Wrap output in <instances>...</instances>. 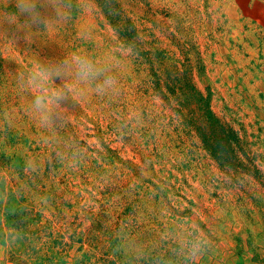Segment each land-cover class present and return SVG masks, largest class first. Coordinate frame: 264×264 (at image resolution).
<instances>
[{
	"label": "rangeland",
	"instance_id": "rangeland-1",
	"mask_svg": "<svg viewBox=\"0 0 264 264\" xmlns=\"http://www.w3.org/2000/svg\"><path fill=\"white\" fill-rule=\"evenodd\" d=\"M61 8L0 0V264H264V0ZM69 53L118 86L42 127L18 72Z\"/></svg>",
	"mask_w": 264,
	"mask_h": 264
},
{
	"label": "clouds",
	"instance_id": "clouds-1",
	"mask_svg": "<svg viewBox=\"0 0 264 264\" xmlns=\"http://www.w3.org/2000/svg\"><path fill=\"white\" fill-rule=\"evenodd\" d=\"M15 9L11 13L14 19L7 21L16 24L18 29L27 30L26 26L39 28L41 25L47 28L54 20L47 14L48 10L54 13L55 20L67 18L62 11L61 0H15ZM20 16L26 18L24 23L19 22ZM25 39L32 42L28 31ZM56 80L61 83L57 85ZM18 82L31 95L30 111L37 117L39 125L45 128L53 124L63 126L70 121L66 105L69 101L79 103L83 93L78 85L93 86L92 90L99 96L114 91L118 86L117 78L106 67L79 53H69L55 61L39 63L32 69L18 72ZM198 251L196 247L192 254Z\"/></svg>",
	"mask_w": 264,
	"mask_h": 264
}]
</instances>
